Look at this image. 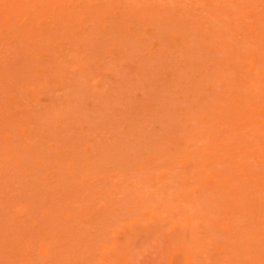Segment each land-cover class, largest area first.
Returning <instances> with one entry per match:
<instances>
[{
    "label": "rangeland",
    "instance_id": "374dc122",
    "mask_svg": "<svg viewBox=\"0 0 264 264\" xmlns=\"http://www.w3.org/2000/svg\"><path fill=\"white\" fill-rule=\"evenodd\" d=\"M0 264H264V0H0Z\"/></svg>",
    "mask_w": 264,
    "mask_h": 264
}]
</instances>
